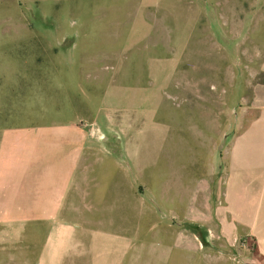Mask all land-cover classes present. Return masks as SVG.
Segmentation results:
<instances>
[{
    "label": "crops",
    "instance_id": "obj_1",
    "mask_svg": "<svg viewBox=\"0 0 264 264\" xmlns=\"http://www.w3.org/2000/svg\"><path fill=\"white\" fill-rule=\"evenodd\" d=\"M23 1L79 4L71 12V40L81 48L80 61L113 64V80L99 110L112 112L115 126L122 118L151 126V149L122 156L73 145L57 152L54 180L36 168L18 186L15 165L1 162L6 177H0V264L6 263H1L4 250L15 247L22 249L25 264H65L81 239L89 264H127L145 235L163 248L164 264H172L174 251L203 257L211 251L217 262L253 256L264 264V77L244 95L219 161L214 152L195 156L194 147L179 154L174 135L165 134L157 119L198 23L207 15L198 0H135L133 6L128 0ZM132 173L142 179L151 175L156 190L168 192L166 203L160 195L156 199L167 208L165 222L172 227L164 237L158 231L129 232L127 218L111 214L110 207L127 205ZM181 189L189 195L177 210L174 192Z\"/></svg>",
    "mask_w": 264,
    "mask_h": 264
},
{
    "label": "rangeland",
    "instance_id": "obj_2",
    "mask_svg": "<svg viewBox=\"0 0 264 264\" xmlns=\"http://www.w3.org/2000/svg\"><path fill=\"white\" fill-rule=\"evenodd\" d=\"M133 2L128 0L131 6ZM198 3L207 15L198 23L157 121L165 134L174 135L179 154L194 147L195 156L214 152L219 161L234 133L244 95H249L253 82L264 77V0ZM78 5L69 1L36 6L30 1L0 0V164L15 165L17 186L23 177L29 180L36 168L54 180L51 170L56 167L57 152L73 145L80 151L106 150L122 156L151 149V126L128 118L115 126L113 113L99 110L103 91L113 80V64L80 61L81 48L71 40V12ZM219 104L223 108L216 110ZM190 128L195 129L193 134ZM2 173L1 169V181L6 177ZM147 177L129 175L127 205L109 210L118 220L119 214L127 218L129 232L166 235L172 230L165 222L167 208L158 206L156 199L160 195L166 203L168 192L161 194L151 175ZM174 193L180 210L189 192ZM82 215L90 218L87 212ZM146 236L143 247L127 264H164L160 263L163 248L153 246L155 240ZM83 242L65 264H89ZM4 251L1 263L7 264L10 258L9 264H25L20 247ZM172 253V264H261L253 256L231 255L217 262L211 251L206 257Z\"/></svg>",
    "mask_w": 264,
    "mask_h": 264
}]
</instances>
